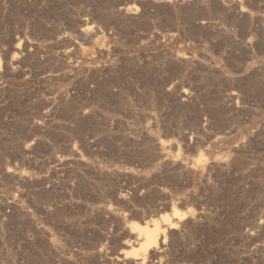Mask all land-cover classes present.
<instances>
[{
	"label": "rangeland",
	"instance_id": "1",
	"mask_svg": "<svg viewBox=\"0 0 264 264\" xmlns=\"http://www.w3.org/2000/svg\"><path fill=\"white\" fill-rule=\"evenodd\" d=\"M0 264H264V0H0Z\"/></svg>",
	"mask_w": 264,
	"mask_h": 264
},
{
	"label": "bare ground",
	"instance_id": "2",
	"mask_svg": "<svg viewBox=\"0 0 264 264\" xmlns=\"http://www.w3.org/2000/svg\"><path fill=\"white\" fill-rule=\"evenodd\" d=\"M173 216H174L173 218H176V219L181 218V216H179L178 214H175ZM163 221L165 223L164 225H166V228H168V229H172L175 226V223L169 221V219H167L165 217L163 218ZM146 223L144 225H138V224H135V223L133 224V230H134L133 232H136L137 233L138 238L141 237V241L139 243V248H138V250L140 249V252H138V253H140V254L142 253L143 254L142 257H145L144 255L149 250H151L152 248L155 249V247L158 245V243L161 240V238L159 236V233H160V231L163 230V229L162 230H159L158 225H157V223H156L155 220H152L151 221V224H148L147 225ZM149 225L152 226V228L149 227ZM164 231H165V229L161 232L162 233L161 235H163V232ZM126 252L127 253L124 254V255H127V256L129 255L132 258H139L138 257L139 254H136L135 251H133V250H130L129 252L126 251Z\"/></svg>",
	"mask_w": 264,
	"mask_h": 264
}]
</instances>
